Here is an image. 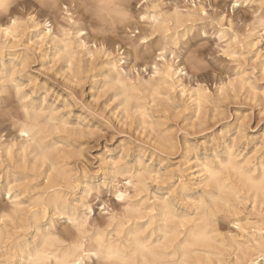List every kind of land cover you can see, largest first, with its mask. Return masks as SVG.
I'll return each instance as SVG.
<instances>
[{
	"label": "clouds",
	"instance_id": "clouds-1",
	"mask_svg": "<svg viewBox=\"0 0 264 264\" xmlns=\"http://www.w3.org/2000/svg\"><path fill=\"white\" fill-rule=\"evenodd\" d=\"M220 2L0 0V264H264V129L172 126L230 104L264 124V0Z\"/></svg>",
	"mask_w": 264,
	"mask_h": 264
},
{
	"label": "rangeland",
	"instance_id": "rangeland-1",
	"mask_svg": "<svg viewBox=\"0 0 264 264\" xmlns=\"http://www.w3.org/2000/svg\"><path fill=\"white\" fill-rule=\"evenodd\" d=\"M219 7L221 10H225L223 0H221L219 5H214ZM158 39V38H157ZM204 37L200 35L199 32L195 33L192 37L181 45L183 50V55L186 56L188 52H190L193 48H197L198 45L204 41ZM118 42H114L111 39L107 42V46L109 48H113L115 44ZM155 44V40L150 42L149 48H151ZM209 44H214V41H209ZM121 47H124L121 45ZM111 51V49H109ZM123 55L128 58V64L136 63L137 54L135 51L131 49H125V51L121 50ZM141 53L144 55L145 59L149 58V55L154 56V51L151 53H144L142 48ZM198 55L202 57L209 65L210 70L204 72L198 76H196V83L203 84L205 86H209V91H212L216 88L217 83L219 81V77L227 76L228 69L223 64L222 58H220V62L213 60V56L215 55L211 52V48L200 49L198 51ZM180 64L183 66L184 60L183 56L180 60ZM42 65H37V68ZM39 78V77H38ZM40 79V84L44 85L47 82L43 78ZM187 83V81H186ZM51 86V85H49ZM195 85H193L194 87ZM234 86H230L232 88ZM93 91L91 87H86L81 93V98L85 99V103L94 99ZM60 97L58 96V99ZM63 98H67L66 96ZM77 114H79V109H76ZM103 114V113H102ZM107 118V117H105ZM93 127H101L103 128V121L99 119V117L94 118V122H91ZM225 124H228L230 127L239 130L241 128H245L249 137L253 138L252 142L255 143V136L260 133V129H264V124L260 121L258 115L252 113V110L248 108L246 105L242 104H230L227 106V111H221L219 114V118L217 116L216 110H208L201 109L198 106L189 105L186 107L185 111L179 116L176 123L172 125L173 127H178L181 132L187 131L190 134V138L193 140L199 139L213 132L215 128H221ZM218 131V130H217ZM123 137H112L109 135L103 140L94 142L95 147L93 149V158L100 156L105 153V151L116 152L119 148V144ZM135 157L133 156V160ZM221 229L224 230L226 228L225 225H220Z\"/></svg>",
	"mask_w": 264,
	"mask_h": 264
}]
</instances>
